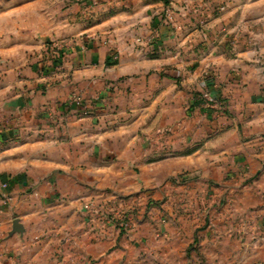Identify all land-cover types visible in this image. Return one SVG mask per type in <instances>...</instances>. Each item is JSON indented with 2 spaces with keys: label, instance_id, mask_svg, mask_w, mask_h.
Segmentation results:
<instances>
[{
  "label": "crops",
  "instance_id": "0c3cea01",
  "mask_svg": "<svg viewBox=\"0 0 264 264\" xmlns=\"http://www.w3.org/2000/svg\"><path fill=\"white\" fill-rule=\"evenodd\" d=\"M76 1L0 0V264H264V70L230 52V15ZM54 40L64 61L42 72L26 57ZM206 83L222 108L199 107ZM105 202L132 211L127 235L85 209Z\"/></svg>",
  "mask_w": 264,
  "mask_h": 264
},
{
  "label": "rangeland",
  "instance_id": "374dc122",
  "mask_svg": "<svg viewBox=\"0 0 264 264\" xmlns=\"http://www.w3.org/2000/svg\"><path fill=\"white\" fill-rule=\"evenodd\" d=\"M85 0H77L76 2L84 3ZM179 5L178 7L181 8L184 12L189 13V21L194 27H203L208 28L211 24H208V22L211 20V17H215V19H224L225 16L230 15V30L228 27H224L221 31L223 32V36L230 40L228 41V45L230 46V52L238 53L239 50H243L246 52L252 61V63L255 65L254 68L258 73H260L261 70H264V0H178ZM174 5V4H173ZM93 6V5H91ZM90 6H87L83 8V14L80 15L81 18L90 14V10L92 8H89ZM172 7V4L170 8ZM171 9H175L172 7ZM171 11V10H170ZM176 14V12H174ZM173 14V13H172ZM79 16V17H80ZM165 17V14H162V19ZM80 19V18H79ZM176 19V18H175ZM171 21H173V16L171 15ZM177 23V21H176ZM169 23H167L168 25ZM170 25V24H169ZM171 26V25H170ZM176 33V32H175ZM224 38V39H225ZM217 39V37H215ZM138 41V42H137ZM136 42L138 45L142 44V40L138 39ZM227 47V44L225 45V48ZM68 50V46L64 42L59 41H50L48 43H45L42 47V50L40 54H30L27 55V60H36V62L41 64L42 72H47L50 67L59 68L63 61H64V55ZM62 52L63 55H61V60L59 65L55 64V61H57L55 52ZM32 53V52H30ZM59 55V54H58ZM53 64V65H52ZM51 68V69H52ZM177 77H179V73L176 74ZM201 91V89H200ZM200 93V92H199ZM222 101H219V104L216 106H213L215 108H222ZM3 134H6V127H0V136ZM1 139H10L8 137L2 136ZM12 139H15L13 137ZM163 145V143H162ZM164 147V146H163ZM176 198V204L175 209L174 206L172 208V214L174 217L182 216L185 213V210L182 212L184 208H181L182 204L179 202L181 199L185 198H179L182 194L186 196L187 192L177 191L174 193ZM264 199V195H263ZM263 208L260 214L261 217V223L258 225V230L260 229L261 232L264 233V200L262 201ZM93 204V203H92ZM94 206V214H104L107 216L106 223L110 224L114 228H116L120 233L123 235H127L131 229H132V218L134 215H132V211L128 209L126 211L119 209H115L111 206V203H102L100 205H93ZM174 210V212H173ZM96 211H99V213H96ZM179 211L182 213L180 214ZM153 218L158 217H166V215H163V213H159L156 215H152ZM253 214L255 212H252ZM251 213V214H252ZM188 214V212L186 213ZM103 215V216H104ZM190 215V214H188ZM136 216L139 217H145L147 218V212L146 210H141L140 214L138 213L135 215V219H137ZM156 216V217H155ZM173 219V218H172ZM123 224V225H122ZM122 225V226H119ZM263 242L264 241V235L258 236V239H253V243L256 244L257 242Z\"/></svg>",
  "mask_w": 264,
  "mask_h": 264
},
{
  "label": "built area",
  "instance_id": "2783aa9c",
  "mask_svg": "<svg viewBox=\"0 0 264 264\" xmlns=\"http://www.w3.org/2000/svg\"><path fill=\"white\" fill-rule=\"evenodd\" d=\"M167 19H168L169 22H171V16L167 15ZM54 54H56V58L55 59L57 60V61H55V64L59 65V63H60L59 60H61L60 59L61 55H63L64 53L62 54V52L57 51ZM111 59H112L113 62H115L118 59V56L117 55H113ZM197 101L199 103V107L200 108H202V109H210V108H215L213 106H216L217 104H219L220 99L216 95H214V94H212L210 92V89H209V87H208V85L206 83L203 86V88L201 89L200 93L197 95ZM68 106L70 107V109L75 110L77 117L80 118V119L85 118V117H87L89 115V111H88V107L86 105V102L84 101L83 97L81 95H79V94L78 95H74L72 97V99L69 101V105ZM10 141H11L10 139H2L1 142H0V146L1 145L3 146L4 143L8 144ZM2 186H3V188H6L7 184H3ZM0 198H1V201H2V203L4 205L10 204L11 201H12V198L10 197V195H1ZM85 209L89 213H91L92 216L93 215L95 216V214H94L95 210H94L93 204L86 205ZM96 213H99V211H96ZM98 215L101 218H103L104 221H107L106 220L107 219L106 215H104L102 213L98 214ZM122 225H119V226H122Z\"/></svg>",
  "mask_w": 264,
  "mask_h": 264
},
{
  "label": "water",
  "instance_id": "95a60500",
  "mask_svg": "<svg viewBox=\"0 0 264 264\" xmlns=\"http://www.w3.org/2000/svg\"><path fill=\"white\" fill-rule=\"evenodd\" d=\"M18 229V228H17ZM16 230V229H15ZM20 230V229H19Z\"/></svg>",
  "mask_w": 264,
  "mask_h": 264
}]
</instances>
